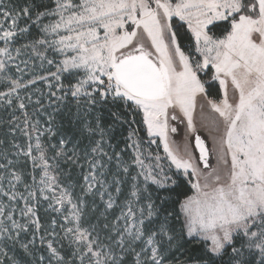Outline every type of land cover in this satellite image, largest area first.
I'll list each match as a JSON object with an SVG mask.
<instances>
[{"label":"snow or ice","instance_id":"snow-or-ice-1","mask_svg":"<svg viewBox=\"0 0 264 264\" xmlns=\"http://www.w3.org/2000/svg\"><path fill=\"white\" fill-rule=\"evenodd\" d=\"M0 43L6 134L28 141L11 145L22 170L7 151L0 164V264H169L193 243L180 264H264V0H0ZM25 54L17 73L56 71L21 83L10 65ZM37 81L47 93L20 96ZM45 96L41 130L25 99L39 113ZM200 96L217 116L215 165L200 135L183 149L169 137L185 118L196 132Z\"/></svg>","mask_w":264,"mask_h":264},{"label":"rangeland","instance_id":"rangeland-1","mask_svg":"<svg viewBox=\"0 0 264 264\" xmlns=\"http://www.w3.org/2000/svg\"><path fill=\"white\" fill-rule=\"evenodd\" d=\"M3 2L5 4L8 3L7 0H3ZM23 26H24L23 23H21V27H23ZM25 42H26V40H23V39L20 40L16 44V47H19L20 44H23ZM0 46H3L2 43H0ZM13 55L15 56V53H13ZM49 58H52V57L49 56ZM24 59H28L27 54L22 55L19 59L15 60L10 65V67L12 68L11 75L14 78L20 79L21 83H26L29 79H33L34 78L32 75L33 71H35L36 74H38V75H47V71H52V72L56 71V68L54 66H49L47 64L44 65V68H40V61L36 60L35 61V69H33L30 65L29 69L27 71H25L24 73H17L15 65L20 64V67L24 68V65L20 63V60H24ZM37 89H41L45 93H47V91H48L46 84L42 81H37V83L34 86L29 85L27 87V89H19L18 91H19V94L21 97H26L27 95H31L32 101H35L37 99V94H36ZM0 91H6V87L2 83H0ZM229 95L231 96V90H229ZM211 98H214V97H211ZM42 102L46 106V111H41L39 113H33V109L38 108L39 106L32 104V103H29V101L27 99H25V103L28 105L27 111L29 113L33 114L34 119H38L40 121L41 130H43V128L45 127V121L48 119L49 113L52 112L51 107H47L48 100H47L46 96L42 99ZM12 113H13V109L4 108L2 103H0V121H3L2 123H0V141H3V144H0V164L6 163V160L3 158V153L5 151H7L9 154V158H11L13 160L18 159L20 161V163L17 165V170L19 171V170L23 169V157L17 158L16 156H14L13 153L16 151V149L12 148L11 145H12V142L15 141V142L19 143L22 147H26L28 141L19 131L15 132L14 134H6L8 132L7 120H9L11 118ZM14 114L17 117H19L21 120L23 119V115L19 110H15ZM214 119H217V116L208 107L205 98L203 96L198 97L197 107L195 109V112L193 113V122H194L195 127H196L195 133L201 134L205 138V140L207 141L208 146H209L210 151H211L210 163L213 165H215V163H216L215 151L218 148V139H217L218 138V130L213 125ZM171 126H174L177 128V131L175 133L169 132L170 140L173 141L176 146H179L181 149H183V146L186 142L193 143L195 133L190 132L187 129L186 118L183 119V122H180V121L172 122ZM52 127H53V125H52ZM53 130H54V127H53ZM44 138H47V139H44ZM42 139H44L46 142H48V141L53 142L52 138H50L47 134H45L42 137ZM144 139H145V148L147 149L148 148L147 138H144ZM32 143H35V140H33ZM151 150L153 152H155L157 150L156 145H152ZM190 150L195 151V153L197 154L195 149L190 148ZM106 151H110V150H108L106 148ZM159 152L161 155H163L162 146L160 147ZM81 164L83 165L82 173H87V171H88L87 163L82 159ZM0 171H2V170H0ZM3 183H4L5 187H7V180L3 181ZM82 183H83V181H82ZM18 190L22 191L23 190L22 186H19ZM92 199H96L97 203H100L98 197L91 198L89 200L90 203H91ZM105 199H107V197H105ZM120 202L121 201H118L117 203L119 204ZM101 205L102 204H100V206ZM20 206H22V202H21ZM45 207H46V205H45ZM119 210H120L119 207H116L114 209V211H113L114 217H115V215H119ZM38 215H40L42 217V223H45V220L43 219V217L45 216V213L43 211V207L40 208ZM17 219H20L18 209H17ZM87 219L88 218H86V222H85L84 226H87ZM48 230L51 231V229H48ZM42 234L43 233L41 232L38 234V236L42 235ZM29 238H30V236H29ZM60 243L66 245L67 241H61ZM36 246L38 249L42 247L40 245V241L38 238L36 240ZM17 258L20 259L19 257H17Z\"/></svg>","mask_w":264,"mask_h":264},{"label":"trees","instance_id":"trees-1","mask_svg":"<svg viewBox=\"0 0 264 264\" xmlns=\"http://www.w3.org/2000/svg\"><path fill=\"white\" fill-rule=\"evenodd\" d=\"M7 2H9V0H7ZM173 23H175V20L173 21ZM215 31V30H214ZM217 34H219L217 32ZM183 43H187L188 41L187 40H184L182 41ZM218 92H219V88H218V83L217 82H214V87L213 89L211 90V97H214V98H218ZM107 119V115L105 117ZM110 123V120L108 121ZM64 123V127H67V120L65 119L63 121ZM61 126V117L60 116H57L54 123H53V127H54V130H56L57 128H59ZM127 135V128H117L115 133H114V136H115V139H112L111 140V143L112 144H117L119 143V148H123L124 147V143H123V140L124 138L126 137ZM140 136L143 137V138H147V134H146V131L141 128L140 130ZM44 139H47V138H44ZM57 138H52V141L51 143L55 144L57 142ZM89 140L88 139H84L83 140V143H82V147L86 144H88ZM116 149L117 151L119 150ZM109 150V149H108ZM73 176L75 177V179L79 182V183H82L83 181V176H82V169L81 168H75L73 170ZM127 189L125 188V191ZM150 191H154V186H152L150 189ZM186 194H191L190 191L186 192ZM160 195H165V193H160ZM181 199H183V196L180 197ZM91 199V197L89 198V200ZM101 209H102V205L100 206ZM114 210L111 211L110 215H109V219H114ZM94 222V220H93ZM199 254V250L196 248L195 246V243L191 244V245H185L183 248L177 250V251H174L170 254L171 256V259L169 261V264H180L181 261H184L186 260L189 256H196ZM20 259L22 257V254H18V256ZM26 259V258H25Z\"/></svg>","mask_w":264,"mask_h":264},{"label":"water","instance_id":"water-1","mask_svg":"<svg viewBox=\"0 0 264 264\" xmlns=\"http://www.w3.org/2000/svg\"><path fill=\"white\" fill-rule=\"evenodd\" d=\"M195 135H200L201 138L205 140V138H204L201 134H199V133H195ZM195 135H194V136H195ZM205 142H206V144H207V146H208V143H207L206 140H205ZM193 143H194V139H193ZM208 148H209V146H208ZM209 150H210V148H209ZM196 152H197V154H198V150H196ZM210 159H211V151H210Z\"/></svg>","mask_w":264,"mask_h":264}]
</instances>
